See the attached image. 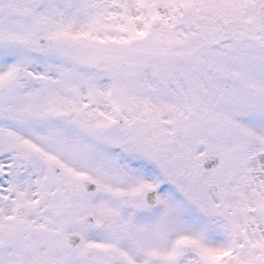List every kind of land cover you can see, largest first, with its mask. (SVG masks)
Returning <instances> with one entry per match:
<instances>
[{
	"label": "snow or ice",
	"instance_id": "6c2138e0",
	"mask_svg": "<svg viewBox=\"0 0 264 264\" xmlns=\"http://www.w3.org/2000/svg\"><path fill=\"white\" fill-rule=\"evenodd\" d=\"M0 264H264V0H0Z\"/></svg>",
	"mask_w": 264,
	"mask_h": 264
}]
</instances>
